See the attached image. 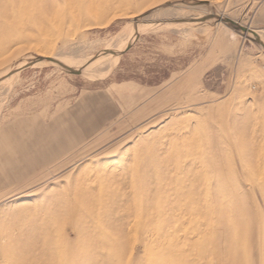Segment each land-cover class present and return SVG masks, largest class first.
I'll return each instance as SVG.
<instances>
[{
  "label": "rangeland",
  "instance_id": "obj_1",
  "mask_svg": "<svg viewBox=\"0 0 264 264\" xmlns=\"http://www.w3.org/2000/svg\"><path fill=\"white\" fill-rule=\"evenodd\" d=\"M0 264H264V0H0Z\"/></svg>",
  "mask_w": 264,
  "mask_h": 264
},
{
  "label": "bare ground",
  "instance_id": "obj_2",
  "mask_svg": "<svg viewBox=\"0 0 264 264\" xmlns=\"http://www.w3.org/2000/svg\"><path fill=\"white\" fill-rule=\"evenodd\" d=\"M173 16V15H172ZM141 24V23H140ZM142 27V26H141ZM130 30V29H129ZM122 36V35H121ZM123 36H125V34L123 35ZM124 38V37H123ZM117 40H119V39H117ZM115 49V48H114ZM102 62V61H101Z\"/></svg>",
  "mask_w": 264,
  "mask_h": 264
}]
</instances>
